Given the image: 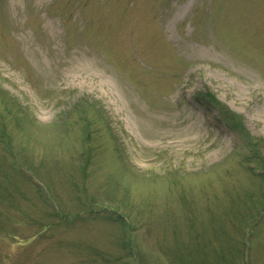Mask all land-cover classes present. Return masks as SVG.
Returning <instances> with one entry per match:
<instances>
[{"label": "rangeland", "instance_id": "1", "mask_svg": "<svg viewBox=\"0 0 264 264\" xmlns=\"http://www.w3.org/2000/svg\"><path fill=\"white\" fill-rule=\"evenodd\" d=\"M207 90L264 167V0H0V264H264Z\"/></svg>", "mask_w": 264, "mask_h": 264}, {"label": "trees", "instance_id": "2", "mask_svg": "<svg viewBox=\"0 0 264 264\" xmlns=\"http://www.w3.org/2000/svg\"><path fill=\"white\" fill-rule=\"evenodd\" d=\"M196 98L198 102L207 110L217 109L220 114V118L225 122L226 126L231 129L232 131L236 132L240 137L246 139L249 138L247 131L245 130L241 118L239 115L234 114L229 109H227L223 104H221L211 93L208 91L206 92H199L196 95ZM91 106V104L88 103L87 109ZM86 109V110H87ZM82 110V111H86ZM247 143L248 140H247ZM254 147L257 143L254 142Z\"/></svg>", "mask_w": 264, "mask_h": 264}, {"label": "bare ground", "instance_id": "3", "mask_svg": "<svg viewBox=\"0 0 264 264\" xmlns=\"http://www.w3.org/2000/svg\"><path fill=\"white\" fill-rule=\"evenodd\" d=\"M75 66H77L78 68H81V69H87V66H85L84 64H79V65H75ZM73 68H75V67H73ZM187 140L188 139H186L185 141H187Z\"/></svg>", "mask_w": 264, "mask_h": 264}]
</instances>
